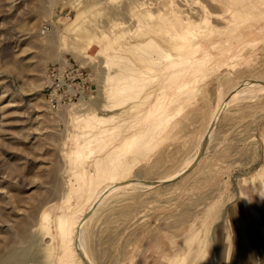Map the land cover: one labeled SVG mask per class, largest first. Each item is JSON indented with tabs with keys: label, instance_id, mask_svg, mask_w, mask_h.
<instances>
[{
	"label": "rangeland",
	"instance_id": "1",
	"mask_svg": "<svg viewBox=\"0 0 264 264\" xmlns=\"http://www.w3.org/2000/svg\"><path fill=\"white\" fill-rule=\"evenodd\" d=\"M63 61L88 87L50 109ZM262 86L264 0H0V264L71 255L70 224L114 173L137 186L87 212L88 264H264Z\"/></svg>",
	"mask_w": 264,
	"mask_h": 264
},
{
	"label": "bare ground",
	"instance_id": "2",
	"mask_svg": "<svg viewBox=\"0 0 264 264\" xmlns=\"http://www.w3.org/2000/svg\"><path fill=\"white\" fill-rule=\"evenodd\" d=\"M175 16V15H174ZM176 17V16H175ZM178 18V17H177ZM176 18V19H177ZM179 19V18H178ZM167 21V20H166ZM180 21V20H179ZM163 22H164V20H163ZM165 25H166V23H164ZM163 24V25H164ZM181 24H182V21H181ZM160 26V25H159ZM169 26V25H168ZM166 27V26H165ZM162 28V27H161ZM172 30V29H171ZM187 30H189V29H187ZM172 31H174V30H172ZM143 33V32H142ZM188 33H189V31H188ZM153 34V33H152ZM140 35H142V34H140ZM144 35V34H143ZM145 36V35H144ZM141 37V36H140ZM164 38V37H163ZM110 39V38H109ZM141 42H143V41H141ZM148 42V41H147ZM146 42V43H147ZM150 42V41H149ZM196 42V41H195ZM139 44H140V42H138ZM137 43V45H136V43H135V45L137 46V47H141V46H138L139 44ZM145 43V44H146ZM152 43H154V41L152 42ZM198 43V42H197ZM149 44V43H148ZM123 45V44H122ZM133 45V44H132ZM131 45V46H132ZM135 45H133V47L135 48L136 46ZM142 45V44H141ZM151 45V44H150ZM154 45V44H153ZM153 45H151V46H153ZM104 46V45H103ZM146 46V45H145ZM144 46V47H145ZM149 46V45H148ZM155 46V45H154ZM153 46V47H154ZM126 47V46H125ZM129 47V46H128ZM119 48H120V46H119ZM118 48V49H119ZM133 48V49H134ZM121 49V48H120ZM128 49V48H127ZM149 49H153V48H149ZM129 50V49H128ZM135 50H137L136 48H135ZM141 51V53H142V55L143 54H145L146 52V49H145V51H143V49H140ZM147 50H148V48H147ZM159 50V49H158ZM162 50V49H161ZM153 51V50H152ZM160 51V50H159ZM115 52H117V51H115ZM130 52V51H129ZM143 52H145V53H143ZM155 52V51H154ZM133 53V52H132ZM159 53V52H158ZM161 53V52H160ZM113 54V53H112ZM118 54V53H117ZM116 54V55H117ZM134 54H135V52H134ZM140 54V53H139ZM151 55V54H153V52L151 53V52H148V54L147 55ZM136 55V54H135ZM141 55V56H142ZM164 55H165V53H164ZM122 56V55H121ZM153 56V55H152ZM151 56V57H152ZM161 56V55H160ZM163 56V55H162ZM116 58L118 57V56H115ZM139 57H140V55H139ZM139 57H138V59H139ZM112 58V57H111ZM114 58V57H113ZM119 58H120V56H119ZM150 58V56H147V57H145L144 59H143V56L141 57V60H139V62H141V61H146V60H148ZM153 58V57H152ZM120 59H122V58H120ZM123 59H125V58H123ZM122 59V60H123ZM127 59H128V57H127ZM133 59V58H132ZM130 61V60H129ZM128 60L126 61V63L128 62L129 63V65L132 63H130ZM135 62H137L136 60H134ZM151 61V60H150ZM155 61V60H154ZM147 62V61H146ZM109 63V62H108ZM125 63V64H126ZM128 63L124 66V71H132L133 73L135 72V71H137V69H138V67H136L137 65H135V67L133 68V67H130V66H127L128 65ZM148 63V62H147ZM151 63H153V64H155L154 62H151ZM133 64V63H132ZM131 64V65H132ZM119 65V64H118ZM121 65H122V62H121ZM158 65H159V62H158ZM110 67V66H109ZM122 67V66H121ZM119 68H120V66H119ZM132 69V70H131ZM113 70V69H112ZM123 70V69H122ZM135 70V71H134ZM138 70H140V69H138ZM119 71V70H118ZM113 72H115V71H113ZM120 72V71H119ZM128 73V74H123V75H127L126 77H125V81L127 82V79L129 80V79H132V78H134L135 79V77H137V76H135V73H137V72H135L134 74L133 73ZM139 72V71H138ZM116 73H117V71H116ZM122 73V72H121ZM126 73V72H125ZM140 73V72H139ZM138 73V74H139ZM154 73V72H153ZM109 74H111L110 72H109ZM119 75H120V73H118ZM140 74H143L142 72L140 73ZM112 75V74H111ZM144 75V74H143ZM147 75V74H146ZM196 75V74H195ZM145 76V75H144ZM124 77V76H123ZM193 77V76H192ZM113 78V77H112ZM116 78V77H115ZM114 78V79H115ZM118 78V77H117ZM123 80H124V78H122ZM122 79H121V81H122ZM138 79V78H137ZM139 80V79H138ZM114 81V80H113ZM116 81V80H115ZM114 81V82H115ZM118 81H119V79H118ZM111 82H112V80H111ZM132 82V81H131ZM110 83V82H109ZM117 84V83H116ZM132 84V83H131ZM113 85V84H112ZM123 85H125V84H123ZM249 85V84H248ZM182 86V85H181ZM251 86V85H250ZM110 87H112V86H110ZM125 87V86H124ZM128 86H126V88H125V91H126V93H128V91H130L129 90V87L127 88ZM135 87V86H134ZM134 87H132V88H134ZM107 88V87H106ZM113 88V87H112ZM183 88V87H182ZM250 88V87H249ZM111 89V88H110ZM110 89H108V90H110ZM116 89V88H115ZM114 89V90H115ZM130 89H131V86H130ZM178 89V88H177ZM122 90V89H121ZM180 90V89H179ZM251 90H253L252 88H251ZM250 90V91H251ZM256 90V89H255ZM124 91V92H125ZM186 91V90H185ZM107 92V91H106ZM112 92H114L113 90H112ZM115 92H117V91H115ZM121 92V91H120ZM122 92H123V90H122ZM121 92V93H122ZM140 92V91H139ZM142 92V91H141ZM186 92H188V91H186ZM257 92H260V93H264V87L262 86V89H258L257 90ZM111 93V92H110ZM117 93H119V92H117ZM134 93V92H133ZM256 92L253 90L252 92H251V94L250 95H252V94H255ZM109 94V93H108ZM116 94V93H115ZM120 94V93H119ZM176 94V93H175ZM190 94H191V92H190ZM135 95V94H134ZM137 95H138V92H137ZM136 95V96H137ZM241 95V94H240ZM249 95V94H248ZM105 96V95H104ZM106 96H107V94H106ZM188 96H191V95H188ZM242 96V95H241ZM241 96H240V98H241ZM113 97V96H112ZM116 97H117V95H116ZM139 97V96H138ZM238 97V96H237ZM109 98V97H108ZM177 98V97H176ZM239 98V99H240ZM243 98V97H242ZM141 99V98H140ZM236 99H238V98H236ZM241 100V99H240ZM249 100V99H248ZM112 101H113V98H112ZM156 101V100H155ZM173 101V100H172ZM171 101V102H172ZM177 101V100H176ZM234 101V100H233ZM240 102V101H239ZM114 103V102H113ZM132 104V103H131ZM170 104V103H169ZM115 104H113V105H110V106H112V108H113V106H114ZM119 105H120V103H119ZM126 105V104H125ZM148 105V104H147ZM153 105V104H152ZM151 105V106H152ZM178 105H179V103H178ZM105 106H108V105H105ZM116 106V105H115ZM140 107V106H139ZM110 108V107H109ZM130 110V109H129ZM128 110V111H129ZM135 110V109H134ZM165 110V109H164ZM101 111V110H100ZM131 111H133V110H131ZM136 111V110H135ZM143 112H144V110H142ZM147 111H148V109H147ZM140 112V111H139ZM94 113V112H93ZM105 113V112H104ZM123 113H125V112H123ZM115 114H117L116 112H115ZM125 114H128V113H125ZM136 114V113H135ZM138 114V113H137ZM142 114V113H141ZM97 115V114H96ZM111 115V114H110ZM158 115V114H157ZM161 115V114H160ZM103 116V115H102ZM90 117V116H89ZM88 117V118H89ZM94 117V116H93ZM98 117V116H97ZM104 117V116H103ZM112 117H114V115H112ZM120 117V116H119ZM156 117V116H155ZM91 118V117H90ZM98 118H100V117H98ZM97 118V119H98ZM133 118V117H132ZM135 118V117H134ZM156 118H158V117H156ZM94 119H96V118H93L92 120H94ZM102 119V118H101ZM110 119V118H109ZM111 119H113V118H111ZM117 119V118H116ZM159 119V118H158ZM91 120V119H90ZM123 120H125V119H123ZM113 121V120H112ZM153 121V120H152ZM88 122V121H87ZM97 122V121H96ZM107 122V121H106ZM105 122V123H106ZM124 122V121H123ZM133 122V121H132ZM131 122V123H132ZM164 122V121H163ZM109 123V122H108ZM111 123V122H110ZM114 123V122H113ZM120 123V122H119ZM158 122H156V125H158L157 124ZM84 124V123H83ZM89 124V123H88ZM90 124H92V123H90ZM154 124V123H153ZM98 125V124H97ZM117 125V124H116ZM149 125V124H148ZM100 126V125H99ZM151 126H155V124L154 125H151ZM83 127V126H82ZM107 127V126H106ZM118 127V126H117ZM148 127V126H147ZM155 127H157V126H155ZM93 128V127H92ZM154 128V127H153ZM158 128H159V126H158ZM98 129V128H97ZM116 129V128H115ZM117 129H119V127L117 128ZM157 129V128H156ZM93 130H95V129H93ZM100 130V129H99ZM112 130V129H111ZM102 131H105L104 129H102ZM107 131L108 130H106V133H107ZM97 132V131H96ZM206 132V131H205ZM83 133V132H82ZM118 133V132H117ZM146 133V131L144 132V134ZM149 133V132H148ZM154 133V132H153ZM100 134V133H99ZM102 134V133H101ZM112 134V133H111ZM120 134V133H119ZM82 135V134H81ZM110 135V134H109ZM146 136H147V134H145ZM97 136V135H96ZM106 136V135H105ZM104 136V137H105ZM133 136V135H132ZM104 137H103V139H104ZM108 137V136H107ZM115 137V136H114ZM142 137H143V135H142ZM85 138V137H84ZM83 138V139H84ZM90 138V137H89ZM118 138H119V135H118ZM134 138V137H133ZM136 138V137H135ZM82 139V140H83ZM88 139V138H87ZM98 139V138H97ZM110 139H112V138H110ZM117 139V138H116ZM127 139V138H126ZM129 139V138H128ZM137 139V138H136ZM143 139V138H142ZM202 139V138H201ZM81 140V139H80ZM89 140V139H88ZM91 140V139H90ZM94 140H96V139H94ZM99 140V139H98ZM124 140V139H123ZM147 140V139H146ZM112 141V140H111ZM126 141V140H125ZM148 141V140H147ZM152 141V140H151ZM85 142V141H84ZM113 142V141H112ZM111 142V143H112ZM145 142V141H144ZM200 142V141H199ZM82 143V142H81ZM110 143V144H111ZM126 143V142H125ZM203 143H204V140H203ZM104 144V143H103ZM108 145H110L109 143H107ZM123 144H124V142H123ZM134 144V143H133ZM136 144V143H135ZM149 144V143H148ZM200 144V143H199ZM139 145V144H138ZM145 145V144H144ZM203 145V144H202ZM202 145H201V147H200V149L202 148ZM95 146V145H94ZM104 146H107V145H103V146H101L100 145V149H101V147L103 148ZM124 146V145H123ZM130 146V145H129ZM137 146V145H136ZM140 146V145H139ZM198 146H196V148H197ZM95 148V147H94ZM97 148V147H96ZM113 148V147H112ZM120 148H122V147H120ZM129 148V147H128ZM137 148V147H136ZM141 147H139V149H140ZM114 149V148H113ZM118 149V148H117ZM197 149H199V148H197ZM80 150H82V149H80ZM96 150V149H95ZM103 150V149H102ZM134 150V149H133ZM138 150V149H137ZM141 150V149H140ZM91 151V150H90ZM98 151V150H97ZM111 151V150H110ZM110 151H107L108 152V154L110 153ZM130 151V150H129ZM112 152H114L113 150H112ZM124 152V151H123ZM130 152H133V151H130ZM136 152V151H135ZM141 152V151H140ZM139 152V153H140ZM81 153V152H80ZM121 153V152H120ZM127 153H129V152H127ZM95 154V153H94ZM106 154V153H105ZM105 154H104V156H105ZM111 154V153H110ZM125 154V153H124ZM148 154V153H147ZM197 154V153H196ZM196 154H194L195 156H196ZM129 155H130V153H129ZM133 155V154H132ZM139 155V154H138ZM109 157V155H106L105 157L106 158H108ZM117 156V155H116ZM123 156V155H122ZM100 157V156H99ZM118 157H120V156H118ZM146 157V156H145ZM144 157V158H145ZM194 157V156H193ZM110 158V157H109ZM108 158V159H109ZM115 158V157H114ZM117 158V157H116ZM195 158V157H194ZM194 158H193V161H194ZM80 159V158H79ZM78 159V160H79ZM93 159H95V158H93ZM100 159V158H99ZM102 159V158H101ZM119 159V158H118ZM190 159V158H189ZM112 160V159H111ZM133 160H135V159H133ZM106 161H107V159H106ZM93 162V161H92ZM96 162V161H95ZM94 162V163H95ZM120 162V161H119ZM100 163V162H99ZM106 163V162H105ZM113 163V162H112ZM125 163V162H124ZM190 163H192V161L190 162ZM88 164V163H87ZM92 164V163H91ZM108 164V163H107ZM114 164H115V162H114ZM116 164H117V162H116ZM115 164V165H116ZM85 165V164H84ZM93 165H95V164H93ZM100 165H101V163H100ZM120 165H122V163L120 164ZM128 165V164H127ZM187 165L189 166V164H188V162H187ZM68 166V165H67ZM109 166H110V164H109ZM119 166V165H118ZM124 165H122V167H123ZM186 166V165H185ZM188 166L186 167L187 169H188ZM94 167V166H93ZM96 167V166H95ZM100 167V166H99ZM117 167V166H116ZM101 168H102V166H101ZM107 168V167H106ZM105 168V169H106ZM112 168V167H111ZM110 168V169H111ZM126 168H127V166H126ZM96 169V168H95ZM99 169V168H98ZM109 169V170H110ZM129 169V168H128ZM182 169L183 170H185L183 167H182ZM114 170V169H113ZM92 171V170H91ZM96 171V170H95ZM99 171V170H98ZM108 171V170H107ZM118 171H119V169H118ZM117 171V172H118ZM122 171V170H121ZM121 171L119 172V175H120V173H121ZM127 171L128 170H126V173H127ZM93 172V171H92ZM105 172V171H104ZM103 172V173H104ZM110 172V171H109ZM109 172H108V174H109ZM112 172V171H111ZM115 171H113L112 173H114ZM123 172H125L124 170H123ZM178 172V171H177ZM180 172H181V169H180ZM99 173H100V171H99ZM99 173H97L96 172V174H99ZM107 173V172H106ZM111 173V174H112ZM126 173H124V174H126ZM93 174H95V172L93 173ZM95 174V175H96ZM101 174V173H100ZM105 174V173H104ZM111 174H109L110 176H111ZM117 175H118V173H116ZM115 173H114V175L116 176V177H114L113 175V177H114V179H113V181L110 183V184H108V185H106L105 183H103V184H105L106 186H104L103 188H102V190L100 191V192H97L98 193V195L95 197L96 199H95V201H94V203L93 204H90V205H92L91 207H94V204H96L102 197H104V195L106 196V194H108L109 193V191L111 192L112 190L113 191H115L114 189H122V188H126V187H130V186H135L136 184L135 183H133V182H128L127 183V180H129V178H122V177H119V176H117ZM123 174V176H125ZM102 175V174H101ZM110 176H108V177H110ZM176 176V175H175ZM178 176V175H177ZM75 177V176H74ZM102 177H103V175H102ZM105 177V176H104ZM63 178V177H62ZM79 178V177H78ZM81 178V177H80ZM97 178V177H96ZM162 178V177H161ZM171 177H166V179H163V180H161V181H165V180H167V179H170ZM111 179V180H112ZM132 179V178H131ZM137 179V178H136ZM104 180V179H103ZM102 180V181H103ZM108 180H110V179H108ZM159 180V179H158ZM104 181H106V180H104ZM157 181V180H156ZM97 182H99V180L97 181ZM150 182V181H149ZM137 183V182H136ZM153 183V182H152ZM152 183H143L142 185L145 187V186H148L149 184H151V186H152ZM160 183V182H159ZM139 185H140V183H138ZM156 184H154L153 183V186H155ZM137 186V185H136ZM142 186V187H143ZM150 186V185H149ZM148 186V187H149ZM150 186V187H151ZM152 186V187H153ZM140 187V186H139ZM69 188V187H68ZM79 188V187H78ZM77 188V189H78ZM136 188V187H135ZM141 188V187H140ZM73 189V188H72ZM94 189V188H93ZM79 190V189H78ZM117 190L115 191V192H117ZM66 191V190H65ZM72 191V190H71ZM75 192V191H74ZM95 192V191H94ZM67 193V192H66ZM114 193V192H113ZM91 194V193H90ZM111 194V193H110ZM121 194V193H120ZM96 195V194H95ZM91 196V195H90ZM94 196V195H93ZM113 196H115V195H113ZM89 198V197H88ZM111 199V198H110ZM88 201V200H87ZM86 204V203H85ZM89 205V204H88ZM86 206V205H85ZM80 207V206H79ZM91 207H89L88 209H86V211L83 213V214H79L80 216H78V217H75L76 219L74 220V222H73V226L70 224V226L72 227V229H69V228H71V227H68V229L69 230H71V233H72V235H71V233H69L68 235H71L70 237H68V238H71V239H69L70 241V243H71V240H72V244H70L69 243V245H72L71 247H73V252L75 251V249H74V244H75V247L78 245V247L80 248V242H79V239H78V235H79V229H80V227H81V225L83 224V222H85L84 221V219H85V216L87 215V212L88 211H90L92 208ZM83 209V208H82ZM76 210V209H75ZM74 215V214H73ZM73 217V216H72ZM70 218H71V216H70ZM91 218V217H90ZM68 220V219H67ZM64 221V220H63ZM72 222V221H71ZM69 223V222H68ZM59 226H61V225H59ZM62 230V229H61ZM66 231V230H65ZM64 235V234H63ZM63 242V241H62ZM68 242V241H67ZM66 246V245H65ZM68 247H70V246H68ZM70 250H71V248H69ZM76 249H78L77 247H76ZM81 249V248H80ZM80 249H78V250H80ZM63 251H65V250H63ZM70 252L71 253V255L70 254H64L63 256H62V258L59 260V261H57V263L58 264H86V263H88L87 262V258H86V256H85V254L83 253V251L81 252V250H80V261H81V263L80 262H78L76 259H74L73 260V257L75 256V254L73 253V252ZM65 253H67V251L65 252ZM9 254V253H8ZM22 255H11L8 259L10 260V262H14V263H19L21 260H22ZM5 259H7V257L6 258H4V261H5ZM7 261V260H6ZM23 261V260H22ZM21 261V262H22ZM5 263H7V262H5ZM4 263V264H5ZM56 263V264H57ZM12 264V263H11Z\"/></svg>",
	"mask_w": 264,
	"mask_h": 264
},
{
	"label": "built area",
	"instance_id": "3",
	"mask_svg": "<svg viewBox=\"0 0 264 264\" xmlns=\"http://www.w3.org/2000/svg\"><path fill=\"white\" fill-rule=\"evenodd\" d=\"M46 72L44 95L50 109L83 97L88 79L81 66L63 61L52 64Z\"/></svg>",
	"mask_w": 264,
	"mask_h": 264
},
{
	"label": "water",
	"instance_id": "4",
	"mask_svg": "<svg viewBox=\"0 0 264 264\" xmlns=\"http://www.w3.org/2000/svg\"><path fill=\"white\" fill-rule=\"evenodd\" d=\"M199 158V157H198ZM86 264H88V263H86Z\"/></svg>",
	"mask_w": 264,
	"mask_h": 264
}]
</instances>
